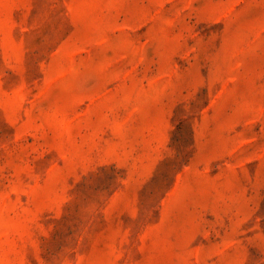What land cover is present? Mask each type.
<instances>
[{"label": "rangeland", "instance_id": "obj_1", "mask_svg": "<svg viewBox=\"0 0 264 264\" xmlns=\"http://www.w3.org/2000/svg\"><path fill=\"white\" fill-rule=\"evenodd\" d=\"M0 264H264V0H0Z\"/></svg>", "mask_w": 264, "mask_h": 264}]
</instances>
